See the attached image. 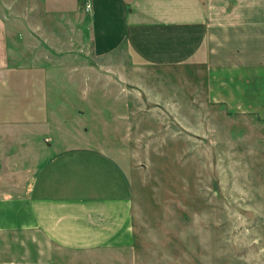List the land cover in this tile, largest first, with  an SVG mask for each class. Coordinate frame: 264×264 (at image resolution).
<instances>
[{"label":"crops","instance_id":"obj_1","mask_svg":"<svg viewBox=\"0 0 264 264\" xmlns=\"http://www.w3.org/2000/svg\"><path fill=\"white\" fill-rule=\"evenodd\" d=\"M38 2L57 25L87 12L91 52L125 56L114 67L133 82L190 67L199 99L264 118V0H0L2 264H122L137 240L133 186L107 152L52 138L80 130L48 111L49 71L56 81L64 63L44 52Z\"/></svg>","mask_w":264,"mask_h":264},{"label":"rangeland","instance_id":"obj_2","mask_svg":"<svg viewBox=\"0 0 264 264\" xmlns=\"http://www.w3.org/2000/svg\"><path fill=\"white\" fill-rule=\"evenodd\" d=\"M38 5L44 52L64 63L56 81L49 71L48 111L80 130L52 138L107 152L133 186L137 240L122 264H264V118L199 99L190 67L142 68L135 83L114 67L125 56L91 52L87 12L57 25Z\"/></svg>","mask_w":264,"mask_h":264},{"label":"built area","instance_id":"obj_3","mask_svg":"<svg viewBox=\"0 0 264 264\" xmlns=\"http://www.w3.org/2000/svg\"><path fill=\"white\" fill-rule=\"evenodd\" d=\"M87 8H88V10H89L90 7L88 6Z\"/></svg>","mask_w":264,"mask_h":264}]
</instances>
